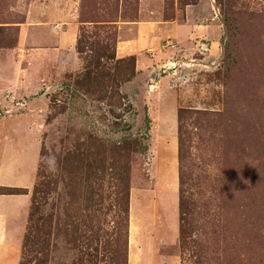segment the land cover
<instances>
[{
    "label": "rangeland",
    "instance_id": "rangeland-1",
    "mask_svg": "<svg viewBox=\"0 0 264 264\" xmlns=\"http://www.w3.org/2000/svg\"><path fill=\"white\" fill-rule=\"evenodd\" d=\"M0 200V264H264V0H0Z\"/></svg>",
    "mask_w": 264,
    "mask_h": 264
},
{
    "label": "crops",
    "instance_id": "crops-1",
    "mask_svg": "<svg viewBox=\"0 0 264 264\" xmlns=\"http://www.w3.org/2000/svg\"><path fill=\"white\" fill-rule=\"evenodd\" d=\"M156 30L157 29L156 28L154 29L153 24H151V23H140V24H138L137 27L135 28L134 41H132L131 44L127 45L126 47L129 50H136L138 48L147 46V44H149L148 42L150 41V39L153 36L157 35ZM160 36H163L162 32H160ZM69 39H70V33L68 32L66 34V36L63 35V37H61L60 46L65 45V42ZM136 70H137L136 72H143V69L139 68V66H137ZM20 206H22V205H20ZM10 215H12V214H10ZM6 220H8V218H6ZM144 223L145 222H143L141 226L140 225L138 226V234L136 237V240L138 242V250L137 251L134 250L132 256L130 253V259H131V257L142 259V255H144V254H148L149 256H151L153 254L152 249L150 247V245L152 244V240H153L152 239L153 234H149V235L146 234V232L144 231V229H145ZM6 224L9 225L8 221ZM143 225H144V227H143ZM5 229H7V228H5ZM8 229H9V227H8ZM6 233L8 234V232H6ZM148 237H150V238H148ZM166 238L171 239V237H166ZM150 239H152V240H150Z\"/></svg>",
    "mask_w": 264,
    "mask_h": 264
},
{
    "label": "trees",
    "instance_id": "trees-1",
    "mask_svg": "<svg viewBox=\"0 0 264 264\" xmlns=\"http://www.w3.org/2000/svg\"><path fill=\"white\" fill-rule=\"evenodd\" d=\"M125 208H126V207H125ZM126 211H127V208H126V210H125V213H126ZM126 226H127V225H126ZM127 229H128V226H127ZM126 235H127V237H128V232H127ZM127 237H126V239H127Z\"/></svg>",
    "mask_w": 264,
    "mask_h": 264
}]
</instances>
